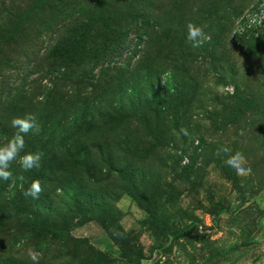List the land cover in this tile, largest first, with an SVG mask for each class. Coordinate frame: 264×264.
I'll list each match as a JSON object with an SVG mask.
<instances>
[{"label": "rangeland", "instance_id": "rangeland-1", "mask_svg": "<svg viewBox=\"0 0 264 264\" xmlns=\"http://www.w3.org/2000/svg\"><path fill=\"white\" fill-rule=\"evenodd\" d=\"M262 6L0 0V141L33 113L42 153L0 181V264H264Z\"/></svg>", "mask_w": 264, "mask_h": 264}, {"label": "clouds", "instance_id": "clouds-1", "mask_svg": "<svg viewBox=\"0 0 264 264\" xmlns=\"http://www.w3.org/2000/svg\"><path fill=\"white\" fill-rule=\"evenodd\" d=\"M187 28V41L191 43L192 47H199L204 39L202 28L193 24H189ZM10 126L15 130L14 133L0 141V181H7L11 178L10 166L13 163L18 164L23 171L38 169L41 166L42 153L40 151L26 150L25 141L28 133L39 131L40 125L37 116L33 113H27L22 117H13L10 121ZM181 132L187 135L185 129H181ZM221 151L227 153L228 149L224 148ZM224 164L238 176L246 175L249 171L244 166V158L242 156H229L224 160ZM41 191L40 181L33 180L23 191L22 195L35 200L39 198ZM28 258L32 264H39L40 254L35 251H30Z\"/></svg>", "mask_w": 264, "mask_h": 264}, {"label": "built area", "instance_id": "built-area-1", "mask_svg": "<svg viewBox=\"0 0 264 264\" xmlns=\"http://www.w3.org/2000/svg\"><path fill=\"white\" fill-rule=\"evenodd\" d=\"M252 11L253 12L247 13V15L241 17V21L238 22V25L236 26V31L238 33L244 34L247 30L254 31L264 25V10L260 11L259 9L258 11Z\"/></svg>", "mask_w": 264, "mask_h": 264}, {"label": "trees", "instance_id": "trees-1", "mask_svg": "<svg viewBox=\"0 0 264 264\" xmlns=\"http://www.w3.org/2000/svg\"><path fill=\"white\" fill-rule=\"evenodd\" d=\"M259 6V5H258ZM257 8V7H256ZM244 16V15H243ZM243 16H241V17H243Z\"/></svg>", "mask_w": 264, "mask_h": 264}]
</instances>
